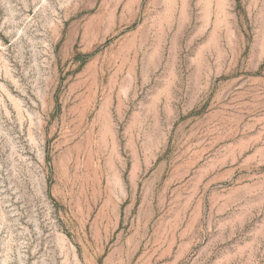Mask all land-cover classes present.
Instances as JSON below:
<instances>
[{"label":"rangeland","instance_id":"374dc122","mask_svg":"<svg viewBox=\"0 0 264 264\" xmlns=\"http://www.w3.org/2000/svg\"><path fill=\"white\" fill-rule=\"evenodd\" d=\"M0 264H264V0H0Z\"/></svg>","mask_w":264,"mask_h":264}]
</instances>
